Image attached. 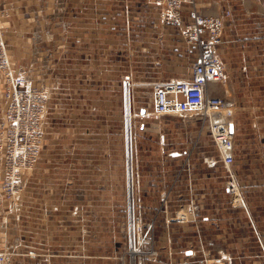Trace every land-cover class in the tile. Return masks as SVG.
Masks as SVG:
<instances>
[{"label": "rangeland", "instance_id": "1", "mask_svg": "<svg viewBox=\"0 0 264 264\" xmlns=\"http://www.w3.org/2000/svg\"><path fill=\"white\" fill-rule=\"evenodd\" d=\"M110 6L117 33L103 40L96 78L67 70L60 58L38 71L14 67L45 96L43 143L36 167L21 174L11 198L3 191L8 179L0 152V251L10 264H199L205 258L264 264V72L262 87L222 109L229 124L224 152L206 110L153 113L154 85L141 63L142 40L134 37L133 3L103 0V16ZM198 6L209 16L224 17L229 9L217 15ZM51 17L46 30L53 29ZM0 30L9 54L1 23ZM179 40L183 76L194 48ZM0 79L1 126L7 83Z\"/></svg>", "mask_w": 264, "mask_h": 264}, {"label": "crops", "instance_id": "2", "mask_svg": "<svg viewBox=\"0 0 264 264\" xmlns=\"http://www.w3.org/2000/svg\"><path fill=\"white\" fill-rule=\"evenodd\" d=\"M197 1L217 15L222 13L219 8H229L226 11L232 12L236 7L232 17L227 19L228 27L218 50L226 62L227 81L210 82L206 88L208 96L224 99L231 107L247 89L262 87L264 0ZM131 2L133 33L136 39L142 40L139 44L144 54L141 63L150 71L151 84L156 86L188 78L195 53L189 54L191 62L182 76L179 31L164 24L158 8L150 0ZM52 14L53 29L46 30L48 16L52 18ZM108 14L103 16V0H0V23L17 72L48 68L60 58L67 70H75L79 76L81 72H92L96 78V72L102 69L103 40L109 38L111 42L117 33V11L113 6ZM107 17V22L115 23V27L103 26L106 22L103 19ZM167 55L170 58L167 59ZM4 90L0 79V103H3Z\"/></svg>", "mask_w": 264, "mask_h": 264}, {"label": "built area", "instance_id": "3", "mask_svg": "<svg viewBox=\"0 0 264 264\" xmlns=\"http://www.w3.org/2000/svg\"><path fill=\"white\" fill-rule=\"evenodd\" d=\"M159 10L161 20L177 28L194 48V59L188 78L154 86L153 113L186 115L199 111H220L227 107L221 98L208 96L207 85L226 77V65L219 55L223 44L225 17L200 12L197 0H150ZM0 74L7 83L6 112L0 126V152L8 183L3 188L14 197L16 182L25 171L36 167L43 143V109L45 96L15 74L14 64L6 50L0 30ZM10 257L0 251V264H10ZM199 264H213L202 259Z\"/></svg>", "mask_w": 264, "mask_h": 264}, {"label": "bare ground", "instance_id": "4", "mask_svg": "<svg viewBox=\"0 0 264 264\" xmlns=\"http://www.w3.org/2000/svg\"><path fill=\"white\" fill-rule=\"evenodd\" d=\"M205 114H207L211 119L210 121L212 122V130L216 141L219 143L222 150L226 152L228 150L227 146H229V140L228 136L222 134V132H227L226 130L229 124H227L225 120V112L223 110L205 111Z\"/></svg>", "mask_w": 264, "mask_h": 264}, {"label": "water", "instance_id": "5", "mask_svg": "<svg viewBox=\"0 0 264 264\" xmlns=\"http://www.w3.org/2000/svg\"><path fill=\"white\" fill-rule=\"evenodd\" d=\"M146 112H145V110L144 109H142L141 110V114H145ZM231 130H233V127L231 126Z\"/></svg>", "mask_w": 264, "mask_h": 264}]
</instances>
